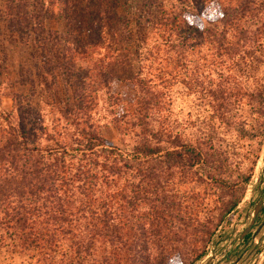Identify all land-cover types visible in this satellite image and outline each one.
Instances as JSON below:
<instances>
[{
    "label": "rangeland",
    "instance_id": "rangeland-1",
    "mask_svg": "<svg viewBox=\"0 0 264 264\" xmlns=\"http://www.w3.org/2000/svg\"><path fill=\"white\" fill-rule=\"evenodd\" d=\"M133 1L120 0L123 9L117 8L131 17L130 40L135 48L147 45L158 52L156 35L144 27L146 9L141 0ZM175 5L181 22L177 30L185 28L187 40L182 48L177 32L175 81L155 88L163 92L164 105L153 111L148 127L149 132L156 131L151 140L160 146V153L142 157L139 165L127 162L126 167L121 159L113 161L96 151L93 161L85 163L75 155L71 162L88 165L97 177H106L104 183L100 178L92 182L97 191L125 192L124 208L114 204L112 209L119 217L113 222L126 216L132 243L126 248L114 243L129 258L122 263H142L137 258L144 253L153 257L170 246L175 250L163 264H264L254 261L258 245L233 243L241 238L255 208L249 233L264 234V0H175ZM44 26L60 33L66 29L65 21L55 17L46 18ZM38 46L34 33L20 37L0 23V134L13 120L8 114L23 111L22 116L37 123L36 143H57L58 150L74 154L69 144L81 126L66 124L60 111L74 107L76 86L46 75ZM59 51L61 45L50 54L56 59ZM165 63L161 60L160 65ZM136 97L133 87L118 79L112 80L108 91L98 92L91 116L106 144L126 150L143 135L131 116ZM42 133L51 138L46 140ZM187 146L200 152L198 162H192L193 149ZM171 148L177 156L165 157L163 151ZM110 165L119 168L118 174L110 171ZM11 233L0 226V264H49L38 250L23 249ZM50 254L61 259L60 253Z\"/></svg>",
    "mask_w": 264,
    "mask_h": 264
},
{
    "label": "trees",
    "instance_id": "trees-1",
    "mask_svg": "<svg viewBox=\"0 0 264 264\" xmlns=\"http://www.w3.org/2000/svg\"><path fill=\"white\" fill-rule=\"evenodd\" d=\"M119 1L3 0L0 10V23L4 22L20 37L34 33L46 75H50L52 81L59 78L64 80V85L69 82V85L76 86L74 107L71 110L62 107L60 111L66 124L81 126L78 127L80 134L69 144L74 154L58 150L61 146L57 143L53 146L36 143L38 136L34 130L37 123L22 116L23 111H16V116L9 113L13 120L7 121L8 128L0 134V226L10 229L23 249L31 248L44 254L43 260L49 264L54 261L63 264H124L123 261L129 260L120 254L119 246L114 245L119 242L126 248L132 244L126 229V216L123 214L115 223L113 220L119 217H115L116 213L112 211L115 207L124 208L125 192L104 194L101 188L97 191L92 182L100 178L104 183L106 177H97L93 168L74 164L71 159L79 155L86 159L85 163L93 161V152L96 151L110 156L113 161L121 159L126 167L128 163L141 164L142 157H155L160 153V146L151 140L156 131L149 132L148 127L153 111L164 105L160 99L163 92L155 88L170 86L175 81L173 54L176 37L180 33L183 48L187 30L182 27L177 30L181 22L177 19L180 14L176 12L175 0H141L140 5L146 9L144 27L151 28L161 47L158 52L148 49L147 45L135 48L130 40L131 17L117 10L121 6ZM123 1L126 4L127 0ZM58 2L57 11L53 13ZM133 2L137 4L138 0ZM53 17L65 21L64 33L44 26V20ZM39 34L43 36L38 37ZM58 45H61V51L54 59L50 51ZM159 52L164 56L160 57ZM161 60H166L163 66ZM143 62H148V66ZM114 79L132 86L137 94L136 108L131 116L143 135L137 136L139 139L126 150L106 144L91 116L98 92L108 91ZM39 126L44 130L42 125ZM42 134L46 140L51 138ZM187 147L193 149L192 162H198L200 152ZM162 154L175 157L178 153L171 148ZM109 169L118 174L119 168L110 165ZM96 185L99 187L101 183ZM114 200L121 202L113 203ZM154 227L157 229L155 224ZM248 237L249 233L243 241ZM60 242H65L63 248H57ZM172 249L175 250L163 246L152 257L148 252L144 253L146 247H142L140 251L144 254L137 258L142 263L134 264H163L174 252ZM50 252L60 253L61 259L48 255Z\"/></svg>",
    "mask_w": 264,
    "mask_h": 264
},
{
    "label": "built area",
    "instance_id": "built-area-1",
    "mask_svg": "<svg viewBox=\"0 0 264 264\" xmlns=\"http://www.w3.org/2000/svg\"><path fill=\"white\" fill-rule=\"evenodd\" d=\"M249 233V232H248ZM234 246H241L243 245L244 241L243 238H236ZM251 243L254 247L257 245V253L255 254L254 261L259 260V263L264 260V234H262L260 237L256 236V231L250 232L249 237L245 241V244ZM231 247V243L227 244L225 249H229Z\"/></svg>",
    "mask_w": 264,
    "mask_h": 264
},
{
    "label": "water",
    "instance_id": "water-1",
    "mask_svg": "<svg viewBox=\"0 0 264 264\" xmlns=\"http://www.w3.org/2000/svg\"><path fill=\"white\" fill-rule=\"evenodd\" d=\"M254 211H255V212H254V214H253V217H252V219H251V222H250V223L248 224V226H246V227L242 230V232H241V235H240L241 238H243V237L249 232V230H250L251 227H252V224H253L254 221H255V216H256V212H257L256 208H255Z\"/></svg>",
    "mask_w": 264,
    "mask_h": 264
},
{
    "label": "crops",
    "instance_id": "crops-1",
    "mask_svg": "<svg viewBox=\"0 0 264 264\" xmlns=\"http://www.w3.org/2000/svg\"><path fill=\"white\" fill-rule=\"evenodd\" d=\"M125 85H127L125 82H123Z\"/></svg>",
    "mask_w": 264,
    "mask_h": 264
}]
</instances>
